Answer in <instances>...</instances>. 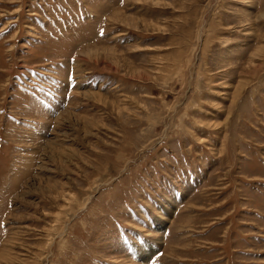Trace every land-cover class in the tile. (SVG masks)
I'll return each mask as SVG.
<instances>
[{"label":"rangeland","instance_id":"1","mask_svg":"<svg viewBox=\"0 0 264 264\" xmlns=\"http://www.w3.org/2000/svg\"><path fill=\"white\" fill-rule=\"evenodd\" d=\"M158 251L264 264V0H0V264Z\"/></svg>","mask_w":264,"mask_h":264},{"label":"bare ground","instance_id":"2","mask_svg":"<svg viewBox=\"0 0 264 264\" xmlns=\"http://www.w3.org/2000/svg\"><path fill=\"white\" fill-rule=\"evenodd\" d=\"M153 254H154V252H153ZM153 254H152V255H153ZM147 260H149V259H147Z\"/></svg>","mask_w":264,"mask_h":264}]
</instances>
